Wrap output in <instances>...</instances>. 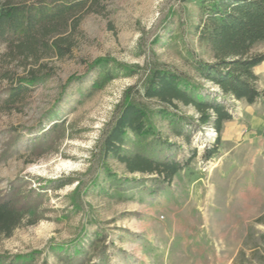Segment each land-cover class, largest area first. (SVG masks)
Segmentation results:
<instances>
[{
    "label": "rangeland",
    "instance_id": "374dc122",
    "mask_svg": "<svg viewBox=\"0 0 264 264\" xmlns=\"http://www.w3.org/2000/svg\"><path fill=\"white\" fill-rule=\"evenodd\" d=\"M75 14L78 24L62 34L70 43L65 56L40 48L38 62L29 58L25 67L0 44V90L28 68L45 76L23 94L19 110L0 103V192L23 179L24 192L43 195L34 214L9 237H0V254L31 253L34 264H64L51 247L100 231L105 264H264V223L257 221L264 215V62L254 68L262 98L253 104L230 100L233 119L223 123L215 158H201L215 131L205 126L194 135L198 152L191 168L199 178L190 182L182 171L155 196L121 191L106 171L129 175L114 157L104 156L105 133L121 104L135 98L148 66L157 62L190 71L186 47L208 56L189 32L196 6L182 0H104ZM252 51L264 53V41ZM100 58L134 74L107 81L79 102L95 76L87 63ZM74 75L79 79L67 85ZM55 123L60 126L46 141L55 146L33 153L35 141ZM157 125L167 133V121ZM241 249L244 257L238 256Z\"/></svg>",
    "mask_w": 264,
    "mask_h": 264
},
{
    "label": "trees",
    "instance_id": "16d2710c",
    "mask_svg": "<svg viewBox=\"0 0 264 264\" xmlns=\"http://www.w3.org/2000/svg\"><path fill=\"white\" fill-rule=\"evenodd\" d=\"M103 1L0 0V44H4L7 52L25 67L29 58L38 62L40 48L44 53L65 56L70 52V43L62 34L78 24L75 13L93 5L101 6ZM182 1L196 6L189 32L204 46L208 56L198 55L194 49L186 47L184 57L191 72L154 62L147 67L143 85L135 91V98L121 104L102 142L104 156L114 157L129 175L118 176L110 169L106 171L112 184L121 191L142 190L155 196L182 171L189 176L190 182L199 178L191 168L198 152L192 144L194 135L205 126L215 131V137L201 152L204 161L215 158L221 145L223 123L233 119L230 100L243 99L253 104L263 96L254 67L264 62V53L253 52L252 47L264 41V0ZM66 42L68 45L64 44ZM87 67L95 71V76L81 91L79 102L107 81L134 74L132 69L108 58L96 59L87 63ZM44 77L33 67L28 68L0 90V103L8 109L19 110L25 103L23 94ZM75 79H79L78 76L69 77L66 84ZM214 87L216 91L211 89ZM180 108H191L193 114ZM159 119L167 121V133L158 127ZM51 126L35 141L33 153L55 146L53 141H46L60 124ZM181 153L189 155L181 157ZM68 183L70 180L56 186ZM27 185V181L18 179L8 190L0 192V237H9L29 213H35L42 201L41 193L24 192ZM257 221L264 223V215ZM91 237L84 236L78 242L51 248L64 264H105L106 247L99 243L103 242L104 234L96 231L94 238ZM238 256L244 257L245 251L239 250ZM94 257L97 261L92 262ZM35 260L31 253L0 254V264H34Z\"/></svg>",
    "mask_w": 264,
    "mask_h": 264
},
{
    "label": "bare ground",
    "instance_id": "6f19581e",
    "mask_svg": "<svg viewBox=\"0 0 264 264\" xmlns=\"http://www.w3.org/2000/svg\"><path fill=\"white\" fill-rule=\"evenodd\" d=\"M63 166L67 167V168H72V164L71 163H64Z\"/></svg>",
    "mask_w": 264,
    "mask_h": 264
},
{
    "label": "crops",
    "instance_id": "0c3cea01",
    "mask_svg": "<svg viewBox=\"0 0 264 264\" xmlns=\"http://www.w3.org/2000/svg\"><path fill=\"white\" fill-rule=\"evenodd\" d=\"M262 63H263V62H262ZM257 66H258V65H257ZM255 67H256V66H255ZM255 67H254V68H255ZM255 73H256V72H255ZM256 74H257V73H256ZM257 75H258V74H257ZM193 181H194V180H193Z\"/></svg>",
    "mask_w": 264,
    "mask_h": 264
}]
</instances>
